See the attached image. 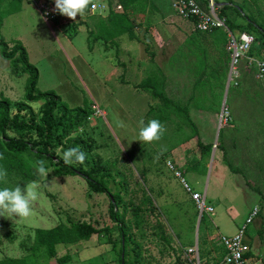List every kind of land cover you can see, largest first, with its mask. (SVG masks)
I'll return each instance as SVG.
<instances>
[{"label":"rangeland","instance_id":"rangeland-1","mask_svg":"<svg viewBox=\"0 0 264 264\" xmlns=\"http://www.w3.org/2000/svg\"><path fill=\"white\" fill-rule=\"evenodd\" d=\"M47 1L54 13V1ZM229 2L264 28V0H218L228 17L245 24L225 5ZM170 4L171 0H150L135 5L127 13L136 24L139 41L122 35L114 44L105 45L102 40L89 41L88 34L96 35L108 14L104 0H90L88 9L75 18L54 13V19L48 21L32 2L3 0L0 38L10 46L15 41L24 46L29 62L38 70V91H54L69 109L83 108L86 102L87 121L71 130L54 153L62 158V152L75 139L93 142L87 158L92 161L99 156L114 175L111 190H122L126 208L119 212L124 215L142 264H188L185 251L192 245L198 246L202 259L213 264L222 252L219 238L233 236L243 226L245 245L257 254L259 264H264V198L253 190L258 188L264 194V171L242 164L229 168L221 151L224 136L228 148H234L236 139L240 141V135L231 140L236 135V119L247 118L251 111L253 116L264 118V78L252 81L257 87L246 96L234 95V86H228L230 58L222 32H196L194 25L173 12ZM253 35L258 36L256 32ZM148 77L174 105L164 106L149 91L133 87ZM26 80L27 75L12 74L11 61L0 54V94L14 105L24 99ZM241 100L254 102L256 107L245 108ZM94 104L100 114L95 115ZM42 105L43 101L31 103L30 110L23 113L29 118L31 112L38 120ZM175 106L187 107L198 126L199 139L213 146L210 153H200L195 131ZM223 106L230 111L227 123L220 122ZM11 113L22 116L15 107ZM152 119L159 120L165 129L161 139L147 144L133 141L141 122ZM220 126L224 133L218 138ZM252 142L250 146L256 145ZM23 158V169L7 170L0 187L35 185L37 198L32 201L29 217H0V258L31 256L35 228L50 229L71 222L108 226L118 243L116 226L108 215L107 195L91 191L81 177L59 175L54 161L29 152ZM169 159L178 164L194 191L205 193L213 213L199 217L189 195L166 167ZM41 164L48 170L46 176L38 172ZM75 165L89 168L85 163ZM149 198L154 213H150ZM129 204L138 207L137 217ZM255 207L258 215L246 224ZM56 251L57 257L71 256L65 264H118L117 254L111 251L104 234L57 245ZM29 264L58 263L40 250Z\"/></svg>","mask_w":264,"mask_h":264},{"label":"trees","instance_id":"trees-1","mask_svg":"<svg viewBox=\"0 0 264 264\" xmlns=\"http://www.w3.org/2000/svg\"><path fill=\"white\" fill-rule=\"evenodd\" d=\"M3 0H0V6ZM23 0H19L21 2ZM108 7V14L104 20L100 22L99 31L96 35L88 32L89 41H104L105 45L114 44L115 40L122 35H126L130 41H139L136 35V24L129 17L127 11L133 9L135 5L150 0H104ZM218 3V0H216ZM232 9L239 17H242L245 24H238L235 20L228 17L225 12L226 8L221 5L218 10L220 17L224 18L228 28L234 32H245L253 35L256 32L258 36H254L255 42L248 52V56L264 59V28L257 24L251 17L244 15L240 7L232 3L225 4ZM117 7H121L122 11L118 12ZM56 15H60L56 12ZM1 28V23H0ZM215 30L211 33H214ZM225 42L226 35L221 31ZM199 33V32H198ZM204 33V34H211ZM260 38H263L261 40ZM90 47V45H89ZM147 50V47H145ZM0 54L7 61H11L12 74L16 76L27 75L25 84L24 99L15 102L0 94V167L6 170L14 168L23 169L24 154L29 152L39 159H48L54 161L58 165L57 172L61 176H78L87 184L88 188L95 192L107 195L109 198L108 215L110 220L115 224L118 233V243L113 239L112 229L108 226L96 228L92 224L86 222L58 224L50 229L35 228L32 235V246L30 247L31 256H23L20 258L4 257L0 260V264H29L30 258L35 257L37 252L44 250L46 257L56 258L58 264H65L72 260L69 254L57 257L56 246L63 244H72L79 241H88L93 236L104 234L107 236V243L111 246V251L117 254L118 264H142L137 245H135L132 236L129 233V227L125 222L124 215L119 212L120 208H126L121 197V189L112 191L109 187L110 183H114V175L108 169L106 164L99 156H95L94 160H85L88 169L82 166L67 165L63 159L56 156L54 149L62 146V141L71 130L78 128L87 121L89 116V108L84 102L83 108L69 109L61 98L54 91L41 92L37 90L38 70L29 62L28 54L24 46L15 41L12 46L0 38ZM20 70V73H18ZM128 83V82H126ZM137 90L149 91L155 99H158L164 106L174 105V102L166 97L164 93L156 90L155 83L152 78H146L139 84L133 86ZM43 101L40 107L39 118L30 112V117L26 118L23 111L30 110L29 104ZM15 107L22 116H13L11 109ZM187 123L196 133V145L202 155L211 152V144H203L198 137L197 127L188 114L187 107L182 108L175 106ZM151 111V110H150ZM26 113V112H25ZM15 131V133H13ZM221 135L219 130L218 138ZM93 142L88 139L72 140L68 148L77 147L86 152H92ZM217 148V147H216ZM255 193H259L257 188L253 189ZM150 213H154L152 200ZM130 205V204H129ZM135 217H137L138 207L130 205ZM159 220H157L158 222ZM159 223V222H158ZM162 228V225L159 224ZM162 233V231H161ZM164 233V232H163ZM161 238H163V234ZM117 244L119 248L117 249ZM179 262V260L177 259ZM189 264V263H188Z\"/></svg>","mask_w":264,"mask_h":264},{"label":"built area","instance_id":"built-area-1","mask_svg":"<svg viewBox=\"0 0 264 264\" xmlns=\"http://www.w3.org/2000/svg\"><path fill=\"white\" fill-rule=\"evenodd\" d=\"M23 1L32 2L43 15L45 21L54 19L55 12L51 11V6L47 0ZM170 7L180 18L191 22L196 32L211 33L215 30H221L225 33L227 39L226 50L230 58L228 86L238 87L240 85L243 65L245 69L253 71V77L256 80L264 78V59L248 56V52L255 42L254 36L245 32L230 30L225 19L218 14L221 5L216 0H171ZM102 9H104V6ZM117 9L119 10L121 7H117ZM92 109L95 111V115L100 114V109L95 104ZM229 112L228 107H222L220 122L222 120L225 123L228 122L230 119ZM224 113H226V116H223ZM214 148L216 149V146ZM165 165L189 195L199 212V217H202L203 214L213 213V208L206 204L205 193L201 194L191 188L184 179V172L181 168L170 159L166 161ZM258 212V208L255 207L246 219V224H249L258 215ZM245 232L246 226H243L237 234L219 238L222 252L216 264H258V260L249 255L250 249L244 243ZM185 256L189 264H206L200 257L197 245H192L186 249Z\"/></svg>","mask_w":264,"mask_h":264},{"label":"clouds","instance_id":"clouds-1","mask_svg":"<svg viewBox=\"0 0 264 264\" xmlns=\"http://www.w3.org/2000/svg\"><path fill=\"white\" fill-rule=\"evenodd\" d=\"M90 0H54L55 11L62 16L75 18L82 15L89 7ZM164 127L159 120L152 119L146 124L142 121L141 126L136 130L133 141H139L147 144L158 141L164 134ZM62 159L67 165L83 164L87 159V153L82 151L79 146L72 147L62 152ZM38 172L47 175L48 170L41 164ZM8 173L3 167H0V184L6 180ZM35 185L31 187L17 184L15 187H0V217L14 220L18 218H27L32 213V201L37 198L34 190Z\"/></svg>","mask_w":264,"mask_h":264},{"label":"crops","instance_id":"crops-1","mask_svg":"<svg viewBox=\"0 0 264 264\" xmlns=\"http://www.w3.org/2000/svg\"><path fill=\"white\" fill-rule=\"evenodd\" d=\"M52 1H54V0H52ZM254 80L257 81L253 77V71L247 70L244 67H242L240 85L238 87L232 88L231 91L233 92L234 95L237 94V97L246 96L249 91H252L254 88L257 87V86H255V84H257V83L252 82ZM261 86L262 85H260V87ZM241 101H243V105L245 108L252 109L253 107H256V106H254V105H256V103H254V102L252 103V102H249L247 100H241ZM253 110H255V109H253ZM231 112H232V108H231ZM253 114H254V112L252 113V111H251L249 114H246L247 118L241 117L239 119H236L237 127H236V129L234 128V135L235 134L236 135L232 136L233 138L231 140L233 142L234 137L236 139L237 136L240 135V141L244 140L242 144H240L241 142L236 139L234 146H233L234 148H228L227 143H225V142H227V141H225V136L222 138V141L224 139V144L221 146V151H224V152H222L223 160H224L223 162L229 168L234 169L232 167L233 165L238 166V165L242 164L243 166L248 167V168L256 167V168H258V170L264 171V118L260 119L258 117L253 116ZM231 115H232V113H231ZM230 119L228 121H230ZM219 128H221V135H222L224 133L223 132L224 129L222 128V126H220ZM198 131H199V129H198ZM218 135H219V133H218ZM221 135H220V137H221ZM255 136L257 137L256 141H254ZM251 139L253 140L252 143L256 144V145L250 146L249 141ZM207 144H209V143H207ZM244 148H248L249 152H247ZM234 149H237V150H234ZM240 159H242L241 163H240ZM233 161H235V163H233ZM258 170H257V172H259ZM258 190H259V193H256V194H258L259 196L264 198V194L262 193V191L260 189H258ZM249 249H250L249 255L251 257H253L254 259L258 260V264H259V258L257 256V254L254 251H252L251 247H249ZM13 258H17V257H13ZM1 259H3V258H0V260ZM203 261H205V263L208 264L207 260L203 259ZM216 262H217V259L213 262V264H216Z\"/></svg>","mask_w":264,"mask_h":264}]
</instances>
